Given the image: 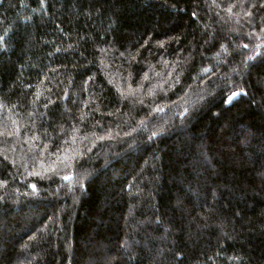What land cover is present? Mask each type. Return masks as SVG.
Masks as SVG:
<instances>
[{
	"label": "trees",
	"instance_id": "trees-1",
	"mask_svg": "<svg viewBox=\"0 0 264 264\" xmlns=\"http://www.w3.org/2000/svg\"><path fill=\"white\" fill-rule=\"evenodd\" d=\"M0 38V264H264V0H0Z\"/></svg>",
	"mask_w": 264,
	"mask_h": 264
},
{
	"label": "rangeland",
	"instance_id": "rangeland-1",
	"mask_svg": "<svg viewBox=\"0 0 264 264\" xmlns=\"http://www.w3.org/2000/svg\"><path fill=\"white\" fill-rule=\"evenodd\" d=\"M13 119L12 120H10V123H9V125L12 127V129H10V130H12L13 132L12 133H21V132H24L25 134H28L29 135V132H31V130H30V128L32 129L33 127H28V125H26L27 127H25V126H23V125H21L20 123H18L17 121L18 120H16V118L14 119V117H12ZM24 117H20V119H23ZM17 130V131H15V130ZM32 131H33V129H32ZM32 134V133H31ZM35 137V135L34 136H32V138H34Z\"/></svg>",
	"mask_w": 264,
	"mask_h": 264
},
{
	"label": "snow or ice",
	"instance_id": "snow-or-ice-1",
	"mask_svg": "<svg viewBox=\"0 0 264 264\" xmlns=\"http://www.w3.org/2000/svg\"><path fill=\"white\" fill-rule=\"evenodd\" d=\"M0 39H2V38H0ZM245 47H247V45H245ZM235 95H239V94L238 93H234L233 96H235ZM232 98L233 97H228V100L230 101ZM65 179H68V177H65Z\"/></svg>",
	"mask_w": 264,
	"mask_h": 264
}]
</instances>
